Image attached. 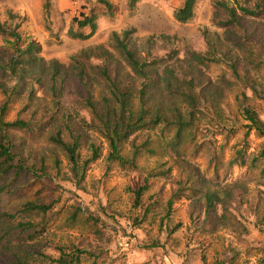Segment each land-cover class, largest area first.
I'll list each match as a JSON object with an SVG mask.
<instances>
[{
	"label": "trees",
	"instance_id": "1",
	"mask_svg": "<svg viewBox=\"0 0 264 264\" xmlns=\"http://www.w3.org/2000/svg\"><path fill=\"white\" fill-rule=\"evenodd\" d=\"M136 1L129 0L130 6ZM198 1L184 0L174 12L175 21L182 25L191 23ZM215 7L216 24L224 32L204 30L206 49L202 53L190 52L183 59L176 50L168 56H156L155 36L137 45L132 38L133 31L128 30L111 35L118 57L103 46H96L74 55L66 66L59 60L43 58L38 43L24 42L19 32L21 22H0V34L11 39L10 50L1 52L0 49V95L3 97L0 102V197L14 192V186L25 175L33 173L39 179L50 177L47 165L50 157L59 173L62 162L58 152L68 161L67 179L80 185L89 166L102 156L98 138L107 143L108 170L116 166L126 173L137 172L141 155L156 154L153 138L157 137L163 139L165 155L173 160L177 175L172 176V168L158 174L153 170L149 175H169L176 184L173 196L188 197L203 212V225L208 227V232L230 227L238 238L247 234L244 216L239 212L244 203H235V200H244L246 190L237 188L235 183L213 184L187 158L186 149L190 146L192 156L207 149L211 152V161L218 162V148L213 147L215 136L222 135L226 144L238 127L245 128L243 148L228 163L232 167L246 165L244 150L252 131L264 138V120L251 104V97L242 92L241 97L235 98L237 115L245 124H238L226 100V91L235 83L242 89L249 88L264 101L261 84L251 75L264 64V0L216 1ZM72 23L77 27L76 30L71 27L68 32L73 39L89 40L96 32L93 16L81 15ZM212 64L224 65L230 73L214 80L206 73ZM184 67L185 74L180 76L178 71ZM67 98L72 100L67 102ZM16 103L21 105L16 118L7 120L10 106ZM19 133L43 136L48 149L32 148ZM198 133L203 134L200 140H197ZM83 150L87 151L86 156H82ZM263 159L264 144L250 161L256 165ZM148 189L147 180L134 192L133 210L141 208L142 196ZM237 189L241 191L240 199ZM260 205L259 199L251 214L263 227ZM53 207V203L28 201L13 214L0 209L1 263L82 264L83 256L97 259L102 255L76 246L59 247L56 256L38 253L39 258H35L29 254L25 247L28 240L23 234L31 231L34 235L31 240L42 234ZM79 214L83 211L77 206L70 214L71 221L75 222ZM40 216V222L32 221ZM96 223L94 220L92 227L98 234ZM137 225L134 219V226ZM13 233L14 239L19 237L20 241L11 248L7 243L13 239ZM230 252L231 258L217 259L214 264H233L237 250L231 248ZM205 264L208 263L205 261Z\"/></svg>",
	"mask_w": 264,
	"mask_h": 264
},
{
	"label": "rangeland",
	"instance_id": "2",
	"mask_svg": "<svg viewBox=\"0 0 264 264\" xmlns=\"http://www.w3.org/2000/svg\"><path fill=\"white\" fill-rule=\"evenodd\" d=\"M216 1L231 0H199L194 19L182 25L175 21L174 12L184 0H137L133 7L129 0H0V22H21L19 32L24 42L38 43L43 58L59 60L66 66L74 55L96 46H103L118 57L111 35L128 30L133 31L132 38L137 45H141L143 39L155 36L156 56H168L176 50L178 57L183 59L190 52L202 53L206 49L204 30L224 32L216 24ZM81 15L93 16L97 25L93 37L85 41L73 39L68 33L71 27L77 29L72 21ZM84 31L89 32L88 29ZM161 36L167 39L162 40ZM10 41L0 34L1 52L10 50ZM228 72L226 66L215 64L206 71L214 80ZM178 73L184 76L185 67ZM251 75L261 84V96H264V64L253 70ZM242 92L251 97V104L264 120V101L252 94L249 88L242 89L234 83L226 91V100L238 124L247 123L237 115L235 98L241 97ZM66 100L70 102L72 99ZM1 101L3 97L0 95ZM20 107L18 103L12 104L7 120L16 118ZM246 131L238 127L237 133L226 144L222 135L218 133L215 136L213 147L218 148V162L211 161V152L207 149H201L194 156L190 153V146L186 149L187 158L213 184L235 183L237 188L246 190L242 202L235 200L237 205L244 203L239 212L244 216L248 233L241 238L230 227L208 232V227L203 225V212L194 207L188 197L173 196L176 184L169 175H149L153 170L158 174L169 168H172V176L177 175L173 160L165 155L163 139L157 137L153 138L156 154L141 155L138 159L139 171L131 173L116 166L107 169V143L98 138L103 149L102 156L89 166L80 185L67 179L68 161L58 152L62 162L59 173L54 169L52 157L48 158L50 177L39 179L33 173L23 176L14 186V192L0 197V209L13 214L28 201L54 204L46 219L48 226L42 234L33 240L30 238L34 236L31 231L23 234L28 240L25 247L35 258H39L38 253L56 256L59 247L72 249L76 246L102 253L97 259L83 256L82 264H205V261L214 264L217 259L231 258L230 249L234 248L237 252L233 264H264V226L260 227V222L251 214L259 199L261 213L264 214V159L256 165L250 161L260 153L264 138H259L252 131L247 138L248 147L244 150L246 165L230 167L228 164L243 148L241 140ZM19 136L32 148L48 149L43 136L33 137L25 133H19ZM202 137L203 134H197V140ZM86 155L87 151L83 150L82 156ZM147 180L149 189L142 196L141 208L133 210L134 192ZM237 190L240 199L241 191ZM171 198L173 201L168 210ZM77 206L82 208L83 214H79L74 222L70 214ZM137 215L143 218H135ZM134 219L139 225L134 226ZM94 220H97L98 234L92 227ZM32 221L40 222L41 216ZM177 225L180 226L175 230ZM15 233L7 243L11 248L18 246L20 241L19 237L14 239ZM1 249L3 247L0 246ZM0 264L3 263L0 261Z\"/></svg>",
	"mask_w": 264,
	"mask_h": 264
}]
</instances>
